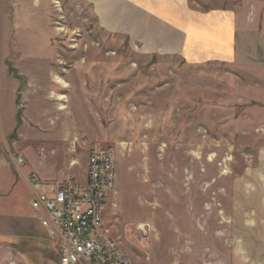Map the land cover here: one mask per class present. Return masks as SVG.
Wrapping results in <instances>:
<instances>
[{
    "label": "rangeland",
    "instance_id": "rangeland-1",
    "mask_svg": "<svg viewBox=\"0 0 264 264\" xmlns=\"http://www.w3.org/2000/svg\"><path fill=\"white\" fill-rule=\"evenodd\" d=\"M189 5L236 13L235 59L142 53L127 33L100 26L86 0H49L13 43L3 18L0 264H57L21 173L52 175L72 156L82 167L93 145L116 150L104 224L134 263L242 264L239 228L264 215V0ZM239 196L252 207L241 212Z\"/></svg>",
    "mask_w": 264,
    "mask_h": 264
},
{
    "label": "crops",
    "instance_id": "crops-1",
    "mask_svg": "<svg viewBox=\"0 0 264 264\" xmlns=\"http://www.w3.org/2000/svg\"><path fill=\"white\" fill-rule=\"evenodd\" d=\"M86 2L92 5V11L98 16L100 26L109 31L127 33L130 40L138 44L142 53L178 56L190 64L211 60L230 61L239 55L237 15L233 10L202 11L191 7L189 0H86ZM0 9L10 11L9 15L4 11L3 16H0V25L3 18L7 20L9 25L5 30L6 33L10 32V42L13 43L16 28L19 25H26L27 19L31 21L33 11L44 9L47 11L49 0H0ZM113 10H120L119 19ZM38 13L43 14V11ZM245 47L248 46L245 44ZM15 51L20 53L19 49ZM77 164L80 165L79 159L72 156L63 161L55 174L46 175L37 169H30V172H36L45 182H53L67 174L75 176L74 170L82 168L80 171L82 179L79 181H83L86 163L82 167ZM26 174L21 173L25 181ZM239 197L241 212L252 207L250 205L254 201ZM259 201L264 203V195L262 197L260 195ZM239 212L240 209L235 213V218L240 224L245 216ZM259 214L253 220L255 226L247 227L248 229L239 228L242 240L246 241L234 247L233 253L235 257H239L242 264H264V215L260 210ZM55 256L58 264L57 249Z\"/></svg>",
    "mask_w": 264,
    "mask_h": 264
},
{
    "label": "built area",
    "instance_id": "built-area-1",
    "mask_svg": "<svg viewBox=\"0 0 264 264\" xmlns=\"http://www.w3.org/2000/svg\"><path fill=\"white\" fill-rule=\"evenodd\" d=\"M13 158L17 169L25 167L23 155ZM116 161L114 148L93 145L83 181L67 174L45 182L34 171L26 177L30 206L56 245L58 264H136L104 224L116 183Z\"/></svg>",
    "mask_w": 264,
    "mask_h": 264
},
{
    "label": "bare ground",
    "instance_id": "bare-ground-1",
    "mask_svg": "<svg viewBox=\"0 0 264 264\" xmlns=\"http://www.w3.org/2000/svg\"><path fill=\"white\" fill-rule=\"evenodd\" d=\"M58 81H61V80H58ZM62 82V81H61ZM63 84H65V83H63ZM61 97V96H60ZM60 99V98H59ZM65 106L64 105H62L59 109H63ZM138 227L139 228H141V229H143V224H139L138 225Z\"/></svg>",
    "mask_w": 264,
    "mask_h": 264
}]
</instances>
